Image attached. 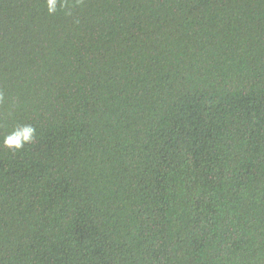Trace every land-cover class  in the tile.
I'll list each match as a JSON object with an SVG mask.
<instances>
[{
    "label": "trees",
    "instance_id": "trees-1",
    "mask_svg": "<svg viewBox=\"0 0 264 264\" xmlns=\"http://www.w3.org/2000/svg\"><path fill=\"white\" fill-rule=\"evenodd\" d=\"M69 7L0 0V264H264V0Z\"/></svg>",
    "mask_w": 264,
    "mask_h": 264
},
{
    "label": "clouds",
    "instance_id": "clouds-1",
    "mask_svg": "<svg viewBox=\"0 0 264 264\" xmlns=\"http://www.w3.org/2000/svg\"><path fill=\"white\" fill-rule=\"evenodd\" d=\"M71 0H47L48 11L50 14L57 11V7L65 8L68 11L67 15H71V9L69 7ZM35 129L31 125L24 126L22 130H17L5 137L4 144L9 148L21 149L26 142H30L33 139Z\"/></svg>",
    "mask_w": 264,
    "mask_h": 264
}]
</instances>
